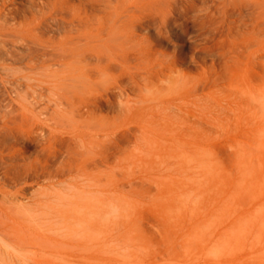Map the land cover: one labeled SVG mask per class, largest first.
I'll return each instance as SVG.
<instances>
[{"label": "rangeland", "instance_id": "obj_1", "mask_svg": "<svg viewBox=\"0 0 264 264\" xmlns=\"http://www.w3.org/2000/svg\"><path fill=\"white\" fill-rule=\"evenodd\" d=\"M117 85L143 113L148 135L127 145L143 165L135 179L143 208L159 210L168 197L186 204L189 216L199 202L217 207L235 192L240 162L264 164V0H0L7 193L29 198L47 186L42 167L55 170L82 150L70 141L74 128L123 132ZM93 99L103 107L92 115L85 105ZM173 164L181 175L171 184ZM211 171L219 174L212 179ZM257 189L242 194L240 211L256 207L264 185ZM151 213L144 212L149 246L162 248L160 218ZM234 218H219V237ZM175 253L170 264L197 256L181 247Z\"/></svg>", "mask_w": 264, "mask_h": 264}, {"label": "bare ground", "instance_id": "obj_2", "mask_svg": "<svg viewBox=\"0 0 264 264\" xmlns=\"http://www.w3.org/2000/svg\"><path fill=\"white\" fill-rule=\"evenodd\" d=\"M113 89L120 97L117 114L123 132L74 128L70 141L82 150H69L71 159L55 170L42 167L41 175L49 184L38 186L29 198L19 191L7 193L0 183V264H170L178 253L176 247L189 256L197 253L191 264H247L245 260L264 264V193L260 192L256 207L240 211L242 194L247 190L253 194L264 185V164L240 162L235 192L214 208L199 202L194 216H189L186 204L175 206L173 197L164 199L159 210H146L135 183L136 170L143 165L127 155L133 140L139 145L148 139L143 113L131 98L124 97L125 88L117 85ZM105 100L108 109L116 112L115 104ZM85 106L92 115L103 107L98 99ZM29 168L39 176L34 167ZM167 170L172 184L181 175L180 166L173 164ZM65 174L71 177L69 183L53 180ZM209 174L214 179L219 172ZM111 201L120 205L121 215L104 223ZM145 211L160 218L156 221L162 248L149 246L151 219ZM207 211L214 222H206ZM232 216L219 237V218ZM205 249L198 256L201 252L197 250Z\"/></svg>", "mask_w": 264, "mask_h": 264}, {"label": "clouds", "instance_id": "obj_3", "mask_svg": "<svg viewBox=\"0 0 264 264\" xmlns=\"http://www.w3.org/2000/svg\"><path fill=\"white\" fill-rule=\"evenodd\" d=\"M121 215V208L117 202L111 201L106 205V211L102 218L104 223L119 219Z\"/></svg>", "mask_w": 264, "mask_h": 264}]
</instances>
